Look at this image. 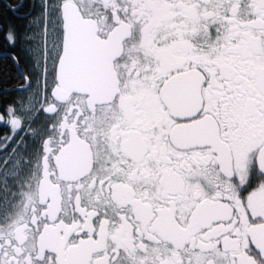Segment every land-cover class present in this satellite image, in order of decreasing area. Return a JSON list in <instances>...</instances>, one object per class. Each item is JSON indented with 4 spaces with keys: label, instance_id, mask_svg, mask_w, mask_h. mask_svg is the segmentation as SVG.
Listing matches in <instances>:
<instances>
[{
    "label": "snow or ice",
    "instance_id": "snow-or-ice-1",
    "mask_svg": "<svg viewBox=\"0 0 264 264\" xmlns=\"http://www.w3.org/2000/svg\"><path fill=\"white\" fill-rule=\"evenodd\" d=\"M0 264H264V0H3Z\"/></svg>",
    "mask_w": 264,
    "mask_h": 264
},
{
    "label": "flooded vegetation",
    "instance_id": "flooded-vegetation-1",
    "mask_svg": "<svg viewBox=\"0 0 264 264\" xmlns=\"http://www.w3.org/2000/svg\"><path fill=\"white\" fill-rule=\"evenodd\" d=\"M0 3H3V0H0Z\"/></svg>",
    "mask_w": 264,
    "mask_h": 264
}]
</instances>
